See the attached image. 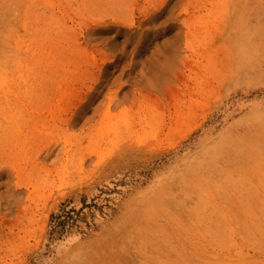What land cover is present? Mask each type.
Returning a JSON list of instances; mask_svg holds the SVG:
<instances>
[{"label":"rangeland","instance_id":"1","mask_svg":"<svg viewBox=\"0 0 264 264\" xmlns=\"http://www.w3.org/2000/svg\"><path fill=\"white\" fill-rule=\"evenodd\" d=\"M0 264H264V0H0Z\"/></svg>","mask_w":264,"mask_h":264},{"label":"bare ground","instance_id":"2","mask_svg":"<svg viewBox=\"0 0 264 264\" xmlns=\"http://www.w3.org/2000/svg\"><path fill=\"white\" fill-rule=\"evenodd\" d=\"M226 34V33H225ZM174 208H175V206H174ZM180 210V209H179ZM220 212V211H219ZM224 215V214H223ZM147 222V221H146ZM228 223H229V221H228ZM191 229V228H190ZM228 229V228H227ZM230 231V230H229ZM195 233V232H194ZM243 259H245V258H243ZM222 261H223V259H222ZM225 261V260H224Z\"/></svg>","mask_w":264,"mask_h":264}]
</instances>
